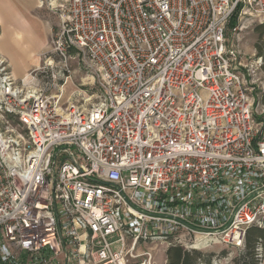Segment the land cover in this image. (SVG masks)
<instances>
[{"label": "built area", "instance_id": "1", "mask_svg": "<svg viewBox=\"0 0 264 264\" xmlns=\"http://www.w3.org/2000/svg\"><path fill=\"white\" fill-rule=\"evenodd\" d=\"M44 4L58 17L45 67L17 79L0 54V264L242 249L264 228V129L247 92L262 58L241 63L227 26L264 25V0ZM72 52L99 92L89 108L65 106L69 75L33 85L51 56L69 73Z\"/></svg>", "mask_w": 264, "mask_h": 264}, {"label": "rangeland", "instance_id": "2", "mask_svg": "<svg viewBox=\"0 0 264 264\" xmlns=\"http://www.w3.org/2000/svg\"><path fill=\"white\" fill-rule=\"evenodd\" d=\"M14 1L21 11H27L28 14L29 12H31L34 21L32 26L36 28L40 33H42L40 29L43 30V26L40 27L41 24L39 20L41 21L48 19L49 21H53L52 17L56 16L54 13L48 12V8L45 6V4L43 8L40 7L37 9L35 6L37 0ZM236 25L244 26L241 32L238 33V41L236 40V37L232 31V29ZM55 30L56 27H54L52 32H55ZM227 34V37H229L231 41L230 44L237 46L240 52V58L238 60L241 63L248 62V59L253 58V56L260 57V55H258V51H260L262 54V66L257 72L254 82L252 84L248 82L247 92L252 106L253 120L255 119V121L259 123L264 129V25H259L257 24V22H254V20L246 21V18L239 22L236 16V23L234 26L231 27L228 23ZM47 57L48 54L40 56V60L38 61L39 64L36 67H45V62L48 61ZM51 57L52 58L49 60L51 61L52 67L47 66L46 68H44L45 74L41 75L37 72V80L33 83L36 88L44 87L46 84L49 86L51 83H54L55 85H61L64 81L63 76L69 75L68 79L65 81L66 83H64V86L62 88V100L64 101L65 106H68L69 104L71 106L84 105V107L89 108L91 107V105L98 101L99 92L97 91L95 84L92 82V79L89 77L87 72L83 69L82 65L73 56V52L72 56L67 59V69L69 70V73L60 70V67L58 68V66H60L58 57ZM52 74L56 75V80L51 79ZM47 93L53 94L56 92L50 90ZM152 248L154 264H165V252L167 250L165 245L157 243L156 245H152ZM223 250H226L228 252L227 256L219 257L220 252ZM201 251L215 254L213 264H227L232 257L237 255L238 249L226 248L222 245L214 244Z\"/></svg>", "mask_w": 264, "mask_h": 264}, {"label": "crops", "instance_id": "3", "mask_svg": "<svg viewBox=\"0 0 264 264\" xmlns=\"http://www.w3.org/2000/svg\"><path fill=\"white\" fill-rule=\"evenodd\" d=\"M35 6L37 9L43 8L40 0ZM48 12L51 11L48 9ZM56 16H51L53 21L39 20L40 27L43 26L40 33L32 26L34 21L31 12L21 11L14 0H0V54L8 61L15 78L26 77L37 68L40 56L47 53L49 38L58 24Z\"/></svg>", "mask_w": 264, "mask_h": 264}, {"label": "trees", "instance_id": "4", "mask_svg": "<svg viewBox=\"0 0 264 264\" xmlns=\"http://www.w3.org/2000/svg\"><path fill=\"white\" fill-rule=\"evenodd\" d=\"M235 23L236 16H233L229 25L232 27ZM258 55L262 56L260 51H258ZM259 247L262 249L261 258L257 256V248ZM227 253L226 250H223L219 257H226ZM214 258V253L193 249L186 250L177 245L169 246L165 252V264H213ZM261 263L264 264V228L251 226L245 232L243 248L239 249L237 255L232 257L227 264Z\"/></svg>", "mask_w": 264, "mask_h": 264}]
</instances>
